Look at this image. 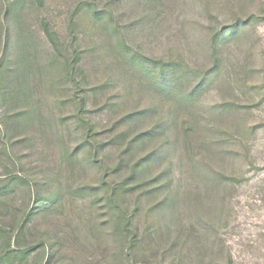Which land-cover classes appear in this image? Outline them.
Masks as SVG:
<instances>
[{
  "label": "rangeland",
  "instance_id": "374dc122",
  "mask_svg": "<svg viewBox=\"0 0 264 264\" xmlns=\"http://www.w3.org/2000/svg\"><path fill=\"white\" fill-rule=\"evenodd\" d=\"M0 264H264V0H0Z\"/></svg>",
  "mask_w": 264,
  "mask_h": 264
},
{
  "label": "trees",
  "instance_id": "16d2710c",
  "mask_svg": "<svg viewBox=\"0 0 264 264\" xmlns=\"http://www.w3.org/2000/svg\"><path fill=\"white\" fill-rule=\"evenodd\" d=\"M126 1H129V3L131 2V0H126ZM142 1H145V0H135V5L142 3ZM156 23H157L156 20H154V22H152V20L151 21L149 20L146 24H147V26L152 25L154 27L156 25ZM223 37H226V32L225 31L220 32V30L217 31L216 33H212L209 37L211 50H212V54H213L212 56L214 59L216 58L215 53H216V50L218 48V44Z\"/></svg>",
  "mask_w": 264,
  "mask_h": 264
}]
</instances>
